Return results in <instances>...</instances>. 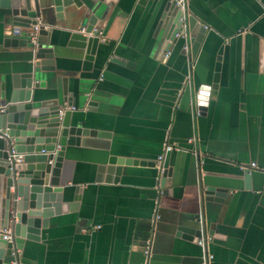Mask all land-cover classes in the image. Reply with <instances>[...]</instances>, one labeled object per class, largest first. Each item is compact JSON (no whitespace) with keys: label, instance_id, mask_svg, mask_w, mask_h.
Returning a JSON list of instances; mask_svg holds the SVG:
<instances>
[{"label":"crops","instance_id":"0c3cea01","mask_svg":"<svg viewBox=\"0 0 264 264\" xmlns=\"http://www.w3.org/2000/svg\"><path fill=\"white\" fill-rule=\"evenodd\" d=\"M40 1L55 71L41 73L32 101L65 106L72 98V125L112 137L108 151L67 148L66 210L5 264H205L203 237L210 264H264V0H188L189 14L207 28L195 58L183 44L160 56L157 30L170 0H94L100 41L90 69L86 50L69 45L82 22L75 14L85 9L70 5L58 19L52 0ZM11 31L0 9L6 102L13 77L35 63L31 46L4 47ZM201 86L210 88L204 112ZM110 156L154 165L124 166L108 183L99 168ZM161 165L172 170L165 187Z\"/></svg>","mask_w":264,"mask_h":264},{"label":"water","instance_id":"95a60500","mask_svg":"<svg viewBox=\"0 0 264 264\" xmlns=\"http://www.w3.org/2000/svg\"><path fill=\"white\" fill-rule=\"evenodd\" d=\"M73 4L85 11L75 14L82 22L72 33L69 45L86 50L85 69H90L100 41L95 36L99 21L96 15L98 5L94 0H52L56 17L62 18L64 8ZM0 9L12 28V37L5 40L4 47L31 46L35 61L32 72L13 77L14 92L9 102L4 97L0 98V229H7L9 225L12 228V241L0 236V264H5L6 258L22 250L26 240L39 241L42 231L49 227L50 218L66 210L63 197L67 184L63 185L61 173L67 148L82 145L108 151L112 136L109 132L85 128L84 122L72 125V98L64 99L65 106H43L32 101L33 90L40 87L43 78L41 73L55 71L54 51L48 41L51 32L40 22L43 13L41 1L0 0ZM34 27L38 30L32 39L27 34ZM206 33L207 28L202 22L189 12L183 13L173 2L163 14L157 30V36L162 35L160 56L171 46L183 44L184 51L195 58ZM19 34H26L27 38L21 39ZM64 93L67 96L66 87ZM197 99L200 110L204 112L210 99V88L201 86ZM20 156L22 161L18 162ZM139 163L142 166L154 165L110 156L100 166L99 177L106 173V182L117 183L124 166H137ZM171 173L172 170L161 165L159 174L163 187L169 182ZM245 178L249 185V170H246ZM211 192H214L213 188H209L207 193ZM80 193L81 188L76 187L75 202L80 200Z\"/></svg>","mask_w":264,"mask_h":264},{"label":"built area","instance_id":"2783aa9c","mask_svg":"<svg viewBox=\"0 0 264 264\" xmlns=\"http://www.w3.org/2000/svg\"><path fill=\"white\" fill-rule=\"evenodd\" d=\"M171 2H174L176 4L177 7H179L183 13H188L189 10H188V0H170ZM37 27H34L27 35L32 38V39H35V36H36V32H37ZM19 35H23V34H19ZM1 109V108H0ZM173 150V148L171 147H168L166 148L165 150V154L167 152H171ZM162 155L159 160L160 161H164L165 159V156L166 155ZM22 161V156L19 157V161L18 162H21ZM251 167L253 168H257V164L255 163H252L251 164ZM0 236L3 237L4 240L6 241H12V230H1L0 229ZM208 239L206 237H203L202 240L199 242L200 243V246L203 248V257H204V261H205V264H210L211 261L213 260L212 256L207 252V246H208ZM151 250H152V241L149 240L147 242V247H146V251H145V254L147 256L150 255L151 253Z\"/></svg>","mask_w":264,"mask_h":264}]
</instances>
